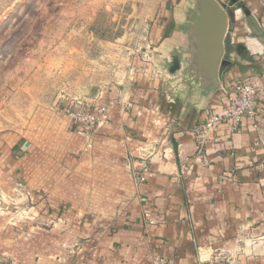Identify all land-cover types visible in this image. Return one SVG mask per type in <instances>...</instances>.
I'll return each mask as SVG.
<instances>
[{
    "label": "crops",
    "instance_id": "crops-1",
    "mask_svg": "<svg viewBox=\"0 0 264 264\" xmlns=\"http://www.w3.org/2000/svg\"><path fill=\"white\" fill-rule=\"evenodd\" d=\"M212 1L219 57L205 0H161L132 70L84 102L94 129H76L63 99L3 136L0 264H197L220 250L264 264V0ZM241 79L261 88L257 118L199 136Z\"/></svg>",
    "mask_w": 264,
    "mask_h": 264
},
{
    "label": "rangeland",
    "instance_id": "rangeland-1",
    "mask_svg": "<svg viewBox=\"0 0 264 264\" xmlns=\"http://www.w3.org/2000/svg\"><path fill=\"white\" fill-rule=\"evenodd\" d=\"M160 4L0 0V159L3 136L26 129L40 109L84 104L129 73Z\"/></svg>",
    "mask_w": 264,
    "mask_h": 264
},
{
    "label": "built area",
    "instance_id": "built-area-1",
    "mask_svg": "<svg viewBox=\"0 0 264 264\" xmlns=\"http://www.w3.org/2000/svg\"><path fill=\"white\" fill-rule=\"evenodd\" d=\"M227 98L228 101L224 109L220 113L211 114L198 127L196 131L199 136L211 140L221 125H225L227 131L233 133L239 129L243 118H257L261 100V88L258 83L251 79H241L229 89ZM62 111L80 131H90L99 123L98 112L84 105L81 101L76 102V105L69 104L65 106ZM148 156H145L144 159H147ZM150 176L151 171L147 165H145L141 173L135 174L136 181L139 183L147 181ZM154 264L165 263L163 260H156ZM197 264L241 263L238 255L220 250L211 252L209 257L199 261Z\"/></svg>",
    "mask_w": 264,
    "mask_h": 264
},
{
    "label": "water",
    "instance_id": "water-1",
    "mask_svg": "<svg viewBox=\"0 0 264 264\" xmlns=\"http://www.w3.org/2000/svg\"><path fill=\"white\" fill-rule=\"evenodd\" d=\"M201 24L209 29V37L213 41L215 57L222 51V37L226 26V17L220 7L212 0H205V9L202 11Z\"/></svg>",
    "mask_w": 264,
    "mask_h": 264
}]
</instances>
